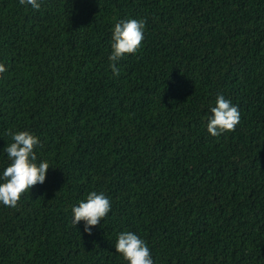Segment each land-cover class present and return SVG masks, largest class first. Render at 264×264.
<instances>
[{
    "label": "trees",
    "instance_id": "obj_1",
    "mask_svg": "<svg viewBox=\"0 0 264 264\" xmlns=\"http://www.w3.org/2000/svg\"><path fill=\"white\" fill-rule=\"evenodd\" d=\"M38 2L0 0V176L9 132L37 136L50 166L0 204V264H128L124 231L153 264H264V0ZM130 18L145 38L116 76ZM217 95L241 119L213 137ZM91 191L112 207L88 235L72 208Z\"/></svg>",
    "mask_w": 264,
    "mask_h": 264
},
{
    "label": "clouds",
    "instance_id": "obj_2",
    "mask_svg": "<svg viewBox=\"0 0 264 264\" xmlns=\"http://www.w3.org/2000/svg\"><path fill=\"white\" fill-rule=\"evenodd\" d=\"M20 5H30L39 10L38 0H19ZM146 21L143 19L120 20L114 25L112 32L111 54L108 59L110 68L116 76L120 69L116 63L124 56L137 53L144 41ZM7 69L0 63V74ZM211 115L207 118V131L213 137L225 132L234 131L240 123L241 114L238 106L217 95L215 106L210 109ZM13 142L8 144L4 151L10 160L8 166L0 176V204L15 208L23 193L37 184H43L49 169L47 161L37 162L34 149L39 145V139L28 131L9 132ZM110 199L103 192L91 191L85 199L79 201L72 208V223L76 226L84 222V232L91 235V229L99 225L111 211ZM115 252L121 254L128 264H153L151 252L143 239L137 234L124 231L118 234L115 243Z\"/></svg>",
    "mask_w": 264,
    "mask_h": 264
}]
</instances>
